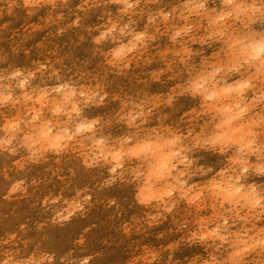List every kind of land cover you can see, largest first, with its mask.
I'll return each mask as SVG.
<instances>
[{"label":"rangeland","instance_id":"obj_1","mask_svg":"<svg viewBox=\"0 0 264 264\" xmlns=\"http://www.w3.org/2000/svg\"><path fill=\"white\" fill-rule=\"evenodd\" d=\"M22 1L24 0H0V74H7L15 69L35 71L41 64L46 65V70L37 72L35 80L46 82L41 98L42 105L47 110L39 111V103L34 97L36 93L29 94L32 99L24 101L22 95L14 89L13 94L21 96V101L15 105L0 107V139L11 135L5 131L10 122L25 119L27 105L30 107L28 111L31 115L34 110L41 116L50 115L47 98L54 93L45 96L43 94L45 87L68 82L78 91L83 90L89 94L99 91L101 95L107 94L102 106L92 103L89 105L102 108L99 114L101 123L97 131L101 126L104 127L102 133L107 136L103 137L102 141L110 145L109 138L115 139L120 137L119 135L129 133L128 121H131L134 127L143 126L147 123L146 117L157 115L163 117L169 111L165 109L166 100L170 101V104H176L182 98H193L195 91L193 83L200 78L199 72L204 65L203 62L223 60L217 52L218 48L213 54L206 53L198 47V52L202 56H197L193 53L195 46L191 48L184 46L185 48L179 47L172 53H166L164 62L151 61L148 46L168 37L163 41L164 44L159 46L163 50L175 47L176 43L181 44L183 39L182 33L175 41L171 39L172 33L181 27L172 24L174 18L172 13L168 12L169 6H175L174 9L182 13H184L182 8L186 9L184 15L190 20L195 16L198 19L200 10L210 6V2H201L204 8L193 10L185 6L184 2L187 0H167L169 6L160 8L163 12L169 13L167 19L160 20L155 10H149L147 20L142 21L148 25L162 24L157 31L151 27L154 24L145 27L147 48L139 51L135 57L134 50L130 52V55L122 59L124 64L119 68L123 75L135 71L137 66H142L143 70L147 69L146 75L140 79L143 80L141 84L138 85L139 80L131 84V80H123V77L118 83L112 82L105 74H96L100 69L99 60L105 63V59L114 58L112 55L115 54L116 46H113V37L121 33V28L124 29L121 34L132 32L136 29L135 21L128 23L113 11L102 9L99 0H61L58 3L61 4L60 7L66 5L69 10L54 12V15L45 14L52 8L46 0H28L26 8H29L25 10ZM159 1L139 0L137 5L147 8ZM247 2L260 9L252 15L254 26L261 29L260 19L264 17L260 14L262 10L264 11L263 0ZM73 3L77 5L72 7ZM37 8L43 10V13L33 12ZM151 17L155 19L150 20ZM126 24L127 27H124ZM204 25L203 27L206 26ZM113 26L116 27L115 31L97 43L96 38ZM84 27L82 32L73 33ZM188 27H190L187 29L188 33H193L192 25ZM109 53L111 55H108ZM161 55H164L163 52ZM140 56L144 57V61L139 60ZM114 60L111 62L115 64ZM194 68L200 70L194 75H188V71L192 73ZM13 83L15 81H12ZM153 83L155 85H152ZM177 84L184 87L178 90ZM253 105L261 108L264 102L253 101L251 106ZM255 111L257 110L253 112ZM22 112V118L18 119ZM141 112L142 115L139 114ZM169 115L167 113L166 116ZM260 116L261 119H258L257 113L254 118L264 120V114L261 113ZM260 124L264 127V123ZM23 126L24 123H21V129ZM203 126L200 129L203 134L199 138H194L190 130L186 132L185 140L195 145L191 147L195 153L200 149L197 141L217 132L212 126ZM154 130L160 133L159 129ZM166 134L165 132L162 138L173 137V134ZM28 138L25 131H20L16 133V139L9 146L16 148L15 154L7 149L0 151V264H49L48 257L53 258L51 264H82L86 257H90L88 264H184L189 256L196 255L194 246L214 247V250H209L208 257L213 264L214 258L216 264H219L224 262V255L228 257L238 249L239 241L233 244L231 234L229 242L218 247L221 245L219 239L201 240L198 237L211 231L220 218L222 223L227 219L228 224H235L236 221H233L235 218L264 216L258 210L251 213L248 209H239V206H236L238 212L228 213L225 211L230 207L227 203L223 208L220 207L219 199L210 192V186L207 185L213 173L202 174L203 169L209 168L204 155L197 157L199 176L184 179L187 180L185 190L189 197L203 193L200 199L206 197L212 207L194 210V205L199 200L189 205L177 189L172 197L165 199L171 201L168 207L175 204L173 211L168 213L165 211L166 208L156 207L145 197L142 183L146 169L140 168L134 173L125 172L127 156L122 158L124 163L114 174L115 183L106 186L105 181L113 174L101 173L99 169L107 160L101 158L94 160L88 145H78V136L66 142V147L59 153L36 148L39 149L37 158L40 153L43 157L35 162L29 159L30 151L23 146ZM258 141L264 142V138H259ZM28 142L30 143L29 140ZM131 142L132 138H128L122 141V146L126 149ZM218 146L219 144L215 149ZM204 147L214 150L211 145ZM23 151L28 152V156L23 155ZM85 160L90 166H85ZM214 163L220 165L222 171L229 170V159L215 160ZM259 179L264 180V175H260ZM17 184L20 187L13 191ZM117 188L121 190H114ZM112 190L114 191L111 193ZM89 196L90 200L87 199ZM78 205H82V208ZM70 213V219L60 220L61 216H68ZM253 230L251 227L248 231L241 227L237 231L240 238L245 236L244 233H247L248 238L249 234H255ZM194 235L197 238L191 239ZM251 253L252 251L243 256L242 260L240 257L236 259L240 260V264H245V259L252 257ZM228 262L233 264L232 260Z\"/></svg>","mask_w":264,"mask_h":264},{"label":"bare ground","instance_id":"obj_2","mask_svg":"<svg viewBox=\"0 0 264 264\" xmlns=\"http://www.w3.org/2000/svg\"><path fill=\"white\" fill-rule=\"evenodd\" d=\"M52 5L51 11L45 12L46 15H54V12H60V11H68L69 8L64 5V7H60L61 4H58L61 0H46ZM99 5L103 9H109L116 13L117 15L121 16L122 18L126 19V22L131 23V21H135L136 29H133L132 32H129L128 34H121L120 32L116 34L113 37V46L115 48V53L124 46V51L121 53L119 57H117L115 54L112 55L114 58H109L106 60L105 63L102 62V60H99V66L100 69L96 72L97 75L105 74L107 77H110L112 82H119L120 79L123 77L124 79L131 80V84H135L138 80V85L141 84L140 79L146 75V70L141 69L142 66H137L135 71L126 72L124 75L120 72L119 68L124 64L122 59L126 58L127 55H130V52L127 51L128 47H131L132 43H136V48L134 50L133 57H135L139 51L142 49L145 50L147 46H145V42L147 41V37L145 35L143 43L135 41V36L138 33H145V27H147L148 24L143 23L142 21L147 20L148 18V12L149 10H155V13L158 14V12L162 11L160 8L169 6V3L167 0H160L157 3L151 2L148 3L150 6L146 8L140 7L137 5L133 11L130 12H122V9L125 8V5L121 2H117V0H99ZM186 1V0H185ZM248 0H233L232 3H225V0H187L184 2L187 8H191L193 10H199L198 7H196L198 4H202L203 2H210V6L208 8H204L201 12L200 10V17L195 16L193 20L187 19L184 15L186 9L184 10V13L177 12L174 7L169 6L170 10L168 12H171L173 15V22L172 24L177 26L180 25L181 28H178V30L182 29H189L188 27L190 24L193 27V33H188V31H182V41L180 43H176L175 47H167L163 50L159 48L160 45L164 44L163 41H165L166 38L161 39V41L157 44H151V46H148L149 48V55L152 57L151 61L156 62H164L165 56H167L166 53H172L175 49H178L179 47H194V54L197 56H202L198 52V47H200L201 50H204L206 53H215L216 49L218 48L219 51L218 54L220 55V58L223 60H216L212 63H209V60L203 62L204 65L202 66V69L194 68V71L192 73L189 72L188 75H194L198 70H200V74H208L212 71L213 67H221L225 69V72L223 73H217L215 81H214V87L212 84H207L205 87L209 90V92H217L219 95L213 99V100H205L204 95L205 93L197 92L196 88L198 83L200 82V78L196 79L193 83L195 85V91H194V97L193 98H182L179 102L176 104H170L166 100V110H169L167 113H169V116H166L167 113L161 117V115H157L155 117L149 116L146 117L147 123L143 126L137 125L132 126V122L128 121L130 125L127 126L128 134L119 135L120 137H117L115 139L109 138L110 145L107 144V142L102 141V138L107 136V134L102 133L104 127L101 126L100 132L96 130L95 135H92L91 133H83L78 136L77 143L78 145H88V148L90 150V153L93 158H101L107 157L106 163L99 169L101 173L108 174V169L113 167L117 161L113 159V156L119 155V162L121 164L124 163L122 158L124 156L128 157V161L126 163L125 172L126 173H134L140 168L146 169V175L143 179L142 188L145 194L146 198H149V201L155 205L156 207H163L167 208L170 204V200H166L167 196H164L163 193L169 190L170 186L176 184V180L173 179V177L179 176V179L184 180L186 177L190 179H194L195 177L199 176L200 174V168L197 162L198 155H204L207 159L208 167L212 168L214 171L212 172L213 175L211 177V181L207 184L210 186V192L214 195V190L212 188V184L214 182H218L221 177L217 175V173L222 172L221 166L216 165L214 161L222 160V159H229V171L226 173V175L231 174V167H237V165H232L231 162L233 159L238 157L237 153V147L238 145H230L228 147V152L226 154H220L218 152L220 145L214 149L209 150L204 148H200L198 150V153H195L194 150H192V146L194 145L192 142H187L185 140L186 132L188 130L193 132L194 138H199L203 134V131L200 130L204 126L203 125H209L215 128V131H217L215 134H210L209 137L213 135H224L227 133L233 140L241 141V140H247L250 139L252 134H257L258 139L264 138V127H261L260 124L261 121L256 120L254 118L255 114L258 113V119H261L260 114H264V105L261 106V108H257L256 105L251 106V103L253 104V97L257 96L258 92L264 91V78H261L260 80L257 79L254 81L256 84V87L253 89L248 90L243 94V97L237 95L236 93H230L225 94L223 93V89L225 87H228L230 85L234 86L236 83L243 82L244 80L250 79L255 72V69H250L248 71H245V68H247V65L242 67L240 69V72H227V69L233 65V63L236 62L237 56H241L243 54V45L249 46V51L251 48V45L260 41L262 38H264V17H261L260 24H262L261 29L257 26H254V19H253V12L251 8L254 7L252 4H249L247 2ZM23 2V9L26 8L28 0H24ZM202 2V3H201ZM145 4V3H144ZM77 4L73 3L71 4L72 7H75ZM237 5L241 6V9H249L248 11L241 10L239 12L234 11ZM263 8H264V0L262 2ZM159 6V7H155ZM177 6V5H176ZM157 10H156V9ZM262 8V7H261ZM166 9V8H165ZM262 10V9H261ZM32 11V10H30ZM43 10L33 11L35 13H43ZM146 11V12H143ZM225 12H231V16H225L223 20L219 19L220 16L224 15ZM197 13V12H196ZM260 14L264 15V11L262 10ZM197 15V14H196ZM160 20H163L162 16L158 15ZM138 23V24H137ZM154 24V23H151ZM149 24V25H151ZM203 24H205L203 27ZM148 25V26H149ZM162 26L161 23L154 24L151 27L155 29L156 31L159 30L158 27ZM172 27V26H171ZM203 27V28H202ZM85 29L82 28L79 31H73V33H80ZM86 35H88V32L85 31ZM174 34V33H172ZM213 42H209V41ZM237 42H242V44H238ZM212 47H209L210 45ZM172 44V43H171ZM112 46V47H113ZM143 47V48H141ZM166 47V46H165ZM180 48V49H181ZM185 48V47H184ZM211 48V49H210ZM187 51V50H186ZM163 52V56L161 55ZM182 53V52H181ZM189 54V51L187 52ZM108 55H111L110 53ZM212 54H210L211 56ZM214 56V55H212ZM173 57V56H172ZM185 57V56H184ZM106 58V57H105ZM150 58V57H149ZM186 58V57H185ZM112 59H115V64L111 62ZM139 60L144 61V57L140 56ZM153 63V62H152ZM240 63H243L241 60ZM156 64V63H155ZM117 65V66H116ZM103 67V68H102ZM104 69V70H103ZM156 69V67H155ZM119 73L121 76H119ZM155 75H157L156 70H154ZM134 76V77H133ZM223 77V78H221ZM187 76L185 75V79ZM46 82H43L41 80H34L32 81V84L29 86L28 89L25 91L28 92V94L36 93L34 94L35 101H38L39 103V111L47 110L45 106L42 105L43 100L41 98V93L43 92V88ZM15 83H13L14 85ZM152 85H155L153 83ZM184 87V85L177 84L176 89L181 90ZM47 89V87H45ZM14 90V89H13ZM17 93L21 94V91L19 89H15ZM123 91V90H121ZM124 92V91H123ZM48 105L47 108L51 112V108L60 102L62 100V97L58 94H51L48 98ZM236 103H241V106H247L248 112L246 113L245 117L241 120L233 121L230 125H222V117L218 115V110L223 109L225 107L232 106ZM30 107H25L26 109V115L25 119H23L24 122L31 120L32 116H35L38 112L37 110L33 111V114L31 115L28 111ZM33 108V107H31ZM254 110H257L253 112ZM102 108L97 107L95 108L92 105H88L87 107H83V114L82 119L85 120H92V119H99V114L101 113ZM23 116V112L20 115L18 119H21ZM64 128H72V122L70 121L69 117L67 115H59L54 116L51 112L50 115H40L39 118L34 122V126H28L26 123H24V126L22 128V131H25V134L27 137L31 138L29 139L30 143L36 140H39V143L34 144V148H39L40 150L51 152V153H57L54 150L50 149V144L53 142H56V137L61 133V130ZM191 128V129H190ZM51 129V131H49ZM154 129H159L160 133L158 134L155 132ZM48 133L47 139H43L44 134ZM165 132L167 134H173V137L176 135H181L184 140L181 141L178 144L175 145H164L162 149H160L159 152H156L155 154L151 151L140 152L136 155H133V153L136 151V149L144 143H147L149 141L153 143H160L163 144L165 140H171L173 137L170 138H162V136L165 135ZM166 134V135H167ZM132 138V142L129 144L128 148H124L122 146V141ZM157 138L159 140H157ZM99 141V142H98ZM61 144H66V141H60ZM259 143V141H258ZM181 148H184L186 151L182 154H188L189 158L194 161L192 165L189 167H185L184 165L177 164V168L172 170L171 175H167V169H159V165L162 162L163 157H166L169 153V151H177ZM190 150V151H187ZM23 155L28 156V152L23 151ZM39 158L36 159V161H40L43 155H38ZM251 158L249 160L250 163H256L257 161L256 155L247 157ZM179 159V157H177ZM105 160V159H104ZM176 160H173L172 163H176ZM231 165V167H230ZM160 170L164 174L160 177V179L156 178L155 171ZM183 173V175H181ZM255 182V184H259L264 187V180H260L259 177L256 176V174L250 169L249 177L247 180H245L243 177L241 178V183L245 184V187H247L248 184H251ZM206 184V182H204ZM206 185V186H207ZM126 186V183L124 184V188ZM203 187H201L202 189ZM189 189V188H188ZM116 191L121 190V188L114 189ZM112 190L111 193L114 191ZM200 191V190H198ZM198 194L192 196L195 197ZM189 197V196H188ZM191 198V197H189ZM211 203L208 201L206 197H203V199H199L197 204L194 205V210L200 211V209H203L206 207V209H210L212 206H210ZM238 206V205H237ZM192 213H196L195 211L191 210ZM197 214V213H196ZM237 219V220H235ZM233 221H236L235 224H228L227 225V233L224 232L223 229H221V235H228V233H231L232 237V243L235 244L236 241H239V245L237 248L245 246L243 241L249 240H257L264 238V216H252L251 218L245 217L243 219L235 218ZM218 223L214 225V228L218 224H222V219H217ZM245 228L248 231V228H252V232L255 234H249L248 238L246 236H243L240 238L239 232L237 231L239 228ZM249 240V242H251ZM237 249V250H238ZM194 250L196 252V255H191L187 259V261L184 264H213L209 257L208 252L209 250H214V247H197L194 246ZM252 257H247L245 259V264H260L261 262L264 263V248L257 247L255 251H252ZM227 256L224 255V262L226 264H229L227 260ZM242 263V262H241ZM16 264V263H13Z\"/></svg>","mask_w":264,"mask_h":264},{"label":"clouds","instance_id":"obj_3","mask_svg":"<svg viewBox=\"0 0 264 264\" xmlns=\"http://www.w3.org/2000/svg\"><path fill=\"white\" fill-rule=\"evenodd\" d=\"M117 2H121L125 5V8L123 9L124 12H130L135 9L136 5L139 3V0H117ZM232 2L233 0H225V3ZM196 7H203V4H198ZM241 10L248 11L249 9H241L240 5H237L234 9V11L237 12ZM251 10L259 11L260 9L252 7ZM158 15L162 16V18L164 19H167L169 13L160 11L158 12ZM231 15V12H225L224 15L219 17V19L223 20L225 16ZM154 19L155 17L150 18V20ZM124 27H127V24ZM115 29L116 27L113 26L108 28L105 32H102L101 35L96 38V42L99 43L101 40L105 39L109 34L115 31ZM120 31L121 33H123L124 29L121 28ZM182 31L187 30L182 29L176 31L171 39L175 41L176 37L180 36ZM144 37L145 33H138L135 36V41L143 43ZM237 43L242 44V42ZM135 48L136 43H132L131 47L127 48V51L132 52ZM243 49V54L241 56H237L236 62L227 69V72H240V69L245 65H247L245 71L254 68L255 72L250 79L244 80L240 83H236L234 86L230 85L228 87H225L222 90L225 94L236 93L237 95L243 97V94L245 92L256 87V84L254 83L255 80L264 78V38L252 44L250 51L248 45H243ZM123 51L124 46H122L115 53V55L119 57L121 53H123ZM241 60L243 61V63H240ZM46 67V65L41 64L35 71L25 72L21 69H15L7 74H0V107L9 104L15 105L16 103L21 101V96L14 95L13 89H19L21 91L22 99L24 101L31 100L32 96L29 95L25 90L28 89L32 84V81L36 79L37 72L46 70ZM223 72H225L224 68L213 67L210 73L206 75L200 74V82L197 85L196 91L205 93V100H213L219 95V93L215 91L209 92L205 85L212 84L214 87V81L217 73ZM12 81H15L14 85L12 84ZM50 93L58 94L62 97V100L50 109L53 115H67L72 122V128L62 129L61 133L56 137V142L50 144L51 150H54L57 153L63 151L66 147V144H61L60 141L70 142L75 137L83 133L87 132L95 135L97 127L100 125L101 121L99 119H82L83 107H87L90 103L95 104L96 106H102L107 96L106 93L104 95H101L99 91H94L91 94L83 90L78 91L76 87L69 84L68 82L56 83L55 85L48 87L43 94L47 96ZM77 97H79V99H76ZM253 100L255 102H264V91H261L260 95L254 96ZM247 112V106L242 107L241 103H236L232 106L219 109L218 115L222 117V125H230L233 121L241 120L242 118H244ZM139 114L142 115L143 113L141 112ZM39 116L40 113H37L35 116H32L31 120L29 121L10 122L5 127V131L10 132L11 135H9L7 138L0 139V151L7 149L10 153L15 154L16 148L9 146L12 144L13 140L16 139V133L22 131L20 124L26 123L28 126H34V122L39 118ZM132 119L134 120L135 117H133ZM261 122L264 123V120H262ZM49 131H51V129H49ZM189 135H191V133H189ZM47 136L48 133L46 132L43 139H47ZM29 139L31 138H28L24 141L23 146L29 149V159L35 162L37 159V154L39 153V149H35L34 144L39 143L40 141L36 140L29 143ZM182 139L184 138L181 135H176L171 140H165L163 144L153 143L149 141L147 143L141 144L133 153V155H136L140 152L147 153L148 151H151L155 154L156 152H159L160 149L164 147V145H175L180 143ZM157 140L159 139L157 138ZM217 144L220 145L218 152L222 155L228 152V147L230 145H238L236 150L238 153V157L233 159L231 162L232 165H237L238 169L237 167H231L230 165L231 174L226 175V173L229 171L228 169L217 173V175L220 176L221 179L218 182H214L212 184L214 195L219 199L220 207L223 208L224 204L227 203L228 205H230L229 208L225 209V211L228 213L238 212V209L236 207L238 205L239 209H248L251 213H256L258 210L260 213L264 214V188L255 183L248 184L247 187H245V184L241 183L242 177L245 180L248 179L250 169L256 174L257 177H259L260 175H264V142L258 143L257 134H252L250 139L237 141L233 140L227 133L222 136L213 135L211 137L197 141V145H199L200 148H204L205 145H211L213 149H215V146ZM185 151L186 150L184 148H181L177 151H169L168 155L166 157H163L162 162L159 165V169H167V175H171L172 170L177 168V164L184 165L185 167H189L190 165H192L194 161L189 158L188 154H182ZM40 154L42 155V153ZM253 155H256L257 161L259 162H249L247 157ZM177 157H179V159H177ZM102 158L107 160V157ZM95 159L96 158H94V160ZM113 159H115L117 163L113 167L108 169L109 173L113 175H111V178L105 181L106 186H111L113 183H115L116 176L114 174L117 172L118 168L122 167V164L119 162V155L113 156ZM173 160H176L177 162L172 163ZM84 163L85 166H90L87 160H85ZM213 171L214 170L212 168L203 169L202 174L207 175L208 173H211ZM155 174L156 178L160 179V177L164 173L160 170H156ZM181 175H183V173H181ZM173 179L176 180V184L170 186L169 190L163 193L164 196L172 197L174 191L179 189L182 198H184L189 205L193 204L196 200H199L203 196V193H200L195 197L189 198L188 193L185 190L187 180H181L179 179V176L173 177ZM18 187H20L19 184H17L16 187L13 188V191H16V188ZM87 199L90 200L91 196L87 197ZM78 207L82 208V205H78ZM174 207L175 204L167 207L165 211L171 213ZM70 217L71 213L68 216H61L60 220L67 221L68 219H70ZM227 225L228 220L224 219L222 224H218L211 231L206 232L204 235H200L198 238L201 240L205 238L219 239L221 241V245H219L218 247H220L223 244L229 242V235H231V233H228V235H221L220 231L221 229H223L224 232L227 233ZM244 235L247 236V233H244ZM195 238H197L195 235L191 237V239ZM249 240H251V238H249ZM249 240L243 241L245 246L240 247L238 250L230 253L227 259L232 260L233 264H240V260H237L236 257H240L242 260L243 256L247 255L250 251H255L257 247L264 248V238L251 240V242H249ZM229 246L231 247L232 245ZM47 259L49 260V264H51L53 258L48 257ZM89 259L90 257H86L82 261V264H88ZM214 264H216L215 258ZM219 264H226V262H219Z\"/></svg>","mask_w":264,"mask_h":264}]
</instances>
